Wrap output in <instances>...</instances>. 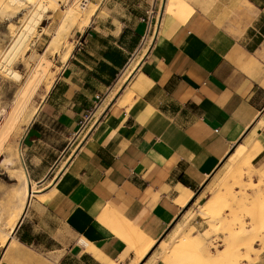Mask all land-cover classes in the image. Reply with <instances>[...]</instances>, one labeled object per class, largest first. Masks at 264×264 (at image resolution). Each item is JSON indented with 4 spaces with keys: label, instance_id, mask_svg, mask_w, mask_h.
Masks as SVG:
<instances>
[{
    "label": "crops",
    "instance_id": "0c3cea01",
    "mask_svg": "<svg viewBox=\"0 0 264 264\" xmlns=\"http://www.w3.org/2000/svg\"><path fill=\"white\" fill-rule=\"evenodd\" d=\"M184 1L177 20L160 13L162 0H105L106 18L75 33L19 142L27 185L43 187L17 218L12 238L29 252L17 264H152L154 247L136 263L100 215L158 244L225 160L264 142V0ZM144 40L151 47L133 74ZM130 77L131 105L106 108ZM91 112L84 145L47 184ZM252 166L264 168V145Z\"/></svg>",
    "mask_w": 264,
    "mask_h": 264
},
{
    "label": "rangeland",
    "instance_id": "374dc122",
    "mask_svg": "<svg viewBox=\"0 0 264 264\" xmlns=\"http://www.w3.org/2000/svg\"><path fill=\"white\" fill-rule=\"evenodd\" d=\"M18 1L12 0L7 6L0 7V56L3 55L2 57L5 58L4 64L10 72H16L21 77L18 81L14 80L12 75L8 77L9 79H0V107H4L7 112H11L17 91L39 62L45 61L49 64L46 79L48 81L52 79L54 82L59 66L67 60L72 51L70 49H73L72 41L75 38V33H79L81 28L82 31L80 32H83L91 24L92 20L106 18L107 16L106 7L104 6L105 0H87L84 9L80 5L83 0H48L51 3V7L46 9L45 13H41V20L35 26L32 34L27 33L28 36L26 34L28 41L11 50L13 48L10 46L12 38L23 25L22 20L26 15H30L32 10L31 8L29 11L30 5H25L22 3L24 1L21 0V6H18ZM26 6L29 8L27 9ZM107 7L110 10L114 9L108 5ZM174 9L176 10L174 11ZM161 10V14L164 10V17L169 16L179 20L178 18L183 16V13L188 10V3L184 0H162ZM176 11L178 17H172L171 13ZM69 12H76L74 18L69 17ZM36 15H38L37 12ZM11 29L12 31H10ZM148 41H150L149 38ZM148 41L144 40L141 43L139 50L131 60L130 68L135 65L133 74L139 68V66L138 68L136 67V64L143 62L149 53L151 42L148 43ZM9 53H11L10 57ZM131 87V77L125 81L121 80L105 102L108 103L107 105L105 104L106 108L114 103L117 104L116 101L120 98L119 96ZM45 92L44 86L37 90L28 109L21 118L19 126L7 138L6 151L0 155V241L4 239L3 245L0 246V263L3 261L7 264L18 263V259L8 252L7 234L10 231L13 219L15 217L18 218L19 215H21V219L29 207L28 205L32 198L28 195L30 187H33V191L43 187L37 188L34 184L31 186L27 185L28 178L23 164L24 154L19 142L25 127L32 121L29 118L30 115L39 108L40 98ZM94 120L95 117L82 130L83 133L74 143L71 156L61 164L60 168L55 170L47 184L54 180V177H57L62 169L71 162L73 155L82 148L91 130L88 133L86 132ZM243 146L240 145L239 147ZM242 153V149H239L234 156L222 163L217 174L201 188L187 212L176 220L175 224L169 229L168 234L158 244H154L152 264L157 261L164 264H195L196 262V264H199L200 260L205 263L210 261V264L212 262L213 264H264V225L261 226L258 223L262 217L264 220V168H256V172L252 166L249 171L250 180L243 175L239 185L235 186L229 177H226V180L223 178L226 168L234 164ZM21 154L23 155V160ZM258 165V163L255 164V167ZM260 171L261 173H259ZM232 179L239 180L238 178ZM223 181H225V187L219 185ZM261 181L262 183H260ZM257 182L259 184L255 186L254 183ZM36 192L38 193L39 191ZM212 196L214 199L221 200V203L211 212L210 219H217L215 221L206 220L199 216L204 204ZM190 197L191 195H187L179 203L180 206L184 207ZM22 206H24V210L20 214L19 209ZM195 223L196 227H194ZM16 226L17 222L14 230ZM256 226H258L260 235L258 238L250 240V244L245 243V245H248L247 248H249L246 251L241 248L246 242L245 235H247L251 227L256 228ZM16 233L14 235L11 234L14 239H16ZM235 234L240 239L236 240ZM173 242H176L181 249H178L175 256H172L169 251V246ZM134 253L137 256V253ZM4 255L5 258L3 259ZM185 261L188 262L186 263Z\"/></svg>",
    "mask_w": 264,
    "mask_h": 264
},
{
    "label": "bare ground",
    "instance_id": "6f19581e",
    "mask_svg": "<svg viewBox=\"0 0 264 264\" xmlns=\"http://www.w3.org/2000/svg\"><path fill=\"white\" fill-rule=\"evenodd\" d=\"M11 1L12 0H0V7L7 6ZM21 1H24L22 3H24L27 6L30 5L29 6L30 8L28 7L29 11L31 10V8H32V10L30 11L31 14L28 16L26 15V17L22 20L23 25L20 27L19 31L15 34V36L13 35L14 37L12 38L11 45H10L13 48L11 50L18 48L19 46L24 44L26 41H28V39H26L28 36L27 33L32 34V32L35 30V26L38 25L39 24L38 22L41 20V13L43 14V12L46 9L51 7L50 6L51 3H49L48 0H21ZM21 1L19 0L17 2L18 6H21ZM69 3H67V4H69ZM86 3H87V0H83V3L80 4L82 9H84ZM27 6H26V8H27ZM175 10L176 9H174V11ZM36 12L38 13V15H36ZM75 13L76 12H69V17L74 18ZM71 14H72V16H70ZM171 16L172 17H178L177 11L172 12ZM182 17L183 16H181L178 19H181ZM10 31H12V29ZM80 31H82V28L79 30V32ZM26 34H27V36H26ZM70 50H72V49H70ZM2 56H0V79L1 80L5 79V78L9 79L8 77L12 75L14 80L18 81L21 77L16 72H10V70L4 64L5 58H3ZM7 56H8V54H7ZM10 56H11V53H9V57ZM48 67H49V64L45 61L39 62L35 66L34 70L31 72V74L29 75L27 80L24 83H22L21 88L17 91V94H16L14 101L12 103L13 106L11 108L12 109L11 112H7L4 107H0V155L6 151L5 145L7 142V138L12 133V131L14 129H16V127L19 126L21 118L23 117L24 113L28 109V106H29L30 102L32 101L37 90L41 86H44L46 91H48L50 89V87L52 86L53 80L51 79L48 81L46 79ZM134 68H135V65L131 68V70L134 71ZM134 96H135L134 90H132V88L127 89L126 91H124V93L121 96H119L120 98L116 101L117 105L119 107H129L133 101ZM35 114H36V111H34L30 115L29 118L32 120ZM263 145H264V142L261 143L260 141L254 140V142L251 143V145L246 149V151H244L240 155L238 160L234 164L229 165L226 168L225 175L223 177L224 180H226L225 179L226 177L227 178L229 177L232 180V184L234 186L239 185V181L243 177V175L250 180L249 171H250V169H252V165H251L252 161L254 160L255 157H257L261 153V151L263 150ZM247 152H248V154H247ZM255 171H256V169H255ZM259 173H261V171ZM232 178H236V179L238 178L239 180H233ZM263 178H264V176H263ZM257 179H259V178H257ZM260 183H262V181ZM254 184L256 186V184H259V182L254 183ZM219 185L225 187L226 186L225 181H223V183H220ZM32 188L30 187V189H29V187H28V189H29L28 195L30 198L33 197L35 194H37V192L33 191ZM216 189H218V188H216ZM263 200H264V197H263ZM263 200H261V201H263ZM220 203H221V200L214 199L213 196L210 197L206 201V203L204 204V208L201 209L199 216L203 219H206V220L210 219L212 210L215 209ZM104 213H106L108 215H106ZM104 213L100 215V217L98 218V221L102 225H105L106 228L109 229L114 234V236H118V238H120L126 244V246H128V248L130 250H133L134 252L137 253L136 263H138V261H140V259L143 258V256L154 246L155 242L150 241L144 234L138 232L136 230V228L133 227L132 225L125 223L122 219H120L113 212L108 211V212H104ZM22 217H21V219H22ZM210 220L215 221L217 219H210ZM16 222H17V217H15L13 219L11 226H10V231L7 234V239H9L8 245H7V247L9 248L8 252L10 255L15 256V257H19L21 255L24 256L25 254L29 255V252L26 253V251H24V249L21 248V246L12 238L11 232H13L14 226L16 225ZM258 223L261 226L264 225L263 217L258 221ZM259 235L260 234H259L258 226H256V228L251 227L249 229L247 235H245L246 236V242H244V245H243L244 247L241 246V248L244 250L249 249V248H247L248 247L247 244L248 243L250 244V242H251L250 240L258 238ZM235 239L238 240V239H240V237L237 234H235ZM3 242H4V239H2L0 241V243H1L0 246L3 245ZM80 243L87 245V243L84 240H81ZM245 243H247V244L245 245ZM178 249H180V248L178 247L176 242L171 243V245L169 246V251H170V254L172 256H175L177 254ZM93 253L97 254L96 252H93ZM35 260H37L39 262L40 259L38 258ZM106 262L108 264H113V263L108 262V261H106ZM185 262L187 263L188 261H185ZM198 263L199 264H210V261L208 263H205V262H203V260H200ZM212 264H213V262H212Z\"/></svg>",
    "mask_w": 264,
    "mask_h": 264
},
{
    "label": "built area",
    "instance_id": "2783aa9c",
    "mask_svg": "<svg viewBox=\"0 0 264 264\" xmlns=\"http://www.w3.org/2000/svg\"><path fill=\"white\" fill-rule=\"evenodd\" d=\"M80 46H81V44L80 43H77V45H76V48L77 49H80ZM96 110V109H95ZM93 113L94 112H91V113H88V114H86L84 117H83V119H82V122H81V131L90 123V121L92 120V118H93ZM21 158H22V160H23V155L21 154ZM23 162H24V160H23ZM24 164V166H25V163H23Z\"/></svg>",
    "mask_w": 264,
    "mask_h": 264
},
{
    "label": "water",
    "instance_id": "95a60500",
    "mask_svg": "<svg viewBox=\"0 0 264 264\" xmlns=\"http://www.w3.org/2000/svg\"><path fill=\"white\" fill-rule=\"evenodd\" d=\"M20 222H21V221H20ZM20 222H19V224H20ZM15 232H16V230H15ZM15 232H14V233H15Z\"/></svg>",
    "mask_w": 264,
    "mask_h": 264
}]
</instances>
